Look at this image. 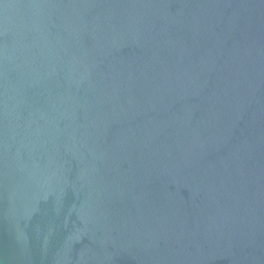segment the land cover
<instances>
[{
  "label": "water",
  "instance_id": "1",
  "mask_svg": "<svg viewBox=\"0 0 264 264\" xmlns=\"http://www.w3.org/2000/svg\"><path fill=\"white\" fill-rule=\"evenodd\" d=\"M0 264H264V0H0Z\"/></svg>",
  "mask_w": 264,
  "mask_h": 264
}]
</instances>
